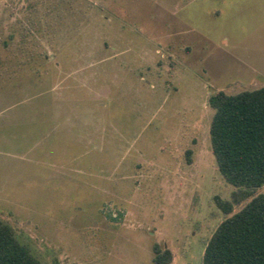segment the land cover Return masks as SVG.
I'll list each match as a JSON object with an SVG mask.
<instances>
[{
  "label": "rangeland",
  "instance_id": "1",
  "mask_svg": "<svg viewBox=\"0 0 264 264\" xmlns=\"http://www.w3.org/2000/svg\"><path fill=\"white\" fill-rule=\"evenodd\" d=\"M261 86L264 0H0V219L45 264H201L208 97Z\"/></svg>",
  "mask_w": 264,
  "mask_h": 264
},
{
  "label": "trees",
  "instance_id": "2",
  "mask_svg": "<svg viewBox=\"0 0 264 264\" xmlns=\"http://www.w3.org/2000/svg\"><path fill=\"white\" fill-rule=\"evenodd\" d=\"M208 104L211 152L234 189L229 200L216 201L226 216L205 242L201 264H264V86L233 94L219 90ZM152 252L151 264H170L169 248L154 243ZM0 264L45 263L0 219Z\"/></svg>",
  "mask_w": 264,
  "mask_h": 264
}]
</instances>
